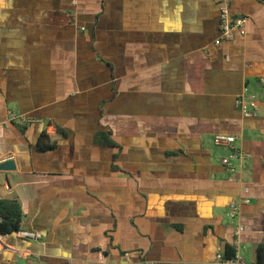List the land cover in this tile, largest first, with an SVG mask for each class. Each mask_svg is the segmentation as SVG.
<instances>
[{"label":"crops","instance_id":"obj_1","mask_svg":"<svg viewBox=\"0 0 264 264\" xmlns=\"http://www.w3.org/2000/svg\"><path fill=\"white\" fill-rule=\"evenodd\" d=\"M226 2L248 16L246 34L219 40L218 0H0V162L15 164L0 170V197L23 212L0 236V264H213L211 235L223 252L239 224L255 264L264 0ZM45 127L57 144L38 151ZM102 129L116 146L93 142ZM233 149L247 155L230 171Z\"/></svg>","mask_w":264,"mask_h":264},{"label":"built area","instance_id":"obj_2","mask_svg":"<svg viewBox=\"0 0 264 264\" xmlns=\"http://www.w3.org/2000/svg\"><path fill=\"white\" fill-rule=\"evenodd\" d=\"M218 24H219V40H227L233 37L235 32H238L240 35L246 34V24L248 21V16L245 14L232 15L229 10V5L226 0H218ZM236 103L240 106L243 105V98L236 100ZM249 104L255 107V100L252 97L249 100ZM214 143L216 145L230 146V138L223 134H217L214 137ZM246 152L240 149H233L230 158H237L239 160V168L244 167V159L246 157ZM222 164H224L230 171H234L233 164L230 162V159L224 157L221 159ZM229 216L231 218H237L240 216L239 204L236 201H230L228 204ZM242 225L239 224L236 227L235 234L236 239L233 243L234 254L231 257L224 256L223 252H216L214 255L213 264H249L244 256L240 252V240L238 238L239 233L242 231ZM19 235L24 238H40V234L30 231H19ZM1 236V234H0Z\"/></svg>","mask_w":264,"mask_h":264},{"label":"trees","instance_id":"obj_3","mask_svg":"<svg viewBox=\"0 0 264 264\" xmlns=\"http://www.w3.org/2000/svg\"><path fill=\"white\" fill-rule=\"evenodd\" d=\"M33 122L24 119L22 122H16V127L24 134L25 130ZM51 120L46 121V126L51 125ZM55 130L62 136L66 135V131L61 126L54 123ZM93 142L97 145L116 146L110 130H97L93 136ZM57 141L50 138L46 127L43 128L37 138L36 149L38 151H48L56 147ZM117 153H113V160ZM112 167H115L112 165ZM23 217L22 208L19 200L16 197H0V234L6 235L16 232L20 229L21 220ZM224 256L231 257L234 254L233 245H224ZM256 261L255 264H264V244L260 243L256 246Z\"/></svg>","mask_w":264,"mask_h":264},{"label":"rangeland","instance_id":"obj_4","mask_svg":"<svg viewBox=\"0 0 264 264\" xmlns=\"http://www.w3.org/2000/svg\"><path fill=\"white\" fill-rule=\"evenodd\" d=\"M227 158L230 159V155H228ZM228 214H229V212H228ZM211 240H212V243L209 246V250H208V256L209 257H211L213 254H215L216 253L215 251L217 249H221V244L219 243V241L217 240L216 237H214V236L211 235Z\"/></svg>","mask_w":264,"mask_h":264},{"label":"water","instance_id":"obj_5","mask_svg":"<svg viewBox=\"0 0 264 264\" xmlns=\"http://www.w3.org/2000/svg\"><path fill=\"white\" fill-rule=\"evenodd\" d=\"M15 169L14 160L6 159L0 162V170H13Z\"/></svg>","mask_w":264,"mask_h":264}]
</instances>
